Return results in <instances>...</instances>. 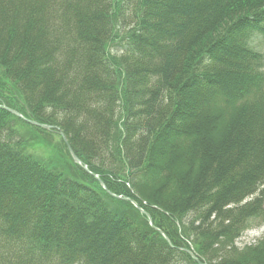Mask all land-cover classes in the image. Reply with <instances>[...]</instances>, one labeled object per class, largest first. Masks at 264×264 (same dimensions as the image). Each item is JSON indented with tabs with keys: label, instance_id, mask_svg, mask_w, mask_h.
I'll return each instance as SVG.
<instances>
[{
	"label": "trees",
	"instance_id": "1",
	"mask_svg": "<svg viewBox=\"0 0 264 264\" xmlns=\"http://www.w3.org/2000/svg\"><path fill=\"white\" fill-rule=\"evenodd\" d=\"M254 32L264 0H0V264H264Z\"/></svg>",
	"mask_w": 264,
	"mask_h": 264
},
{
	"label": "rangeland",
	"instance_id": "2",
	"mask_svg": "<svg viewBox=\"0 0 264 264\" xmlns=\"http://www.w3.org/2000/svg\"><path fill=\"white\" fill-rule=\"evenodd\" d=\"M248 42L255 49V51L263 54L264 56V36L262 34L259 35L258 32L251 33L248 37ZM117 51L118 48L113 45L112 53L115 54ZM262 69L264 70V68ZM26 136L28 137L27 150L29 154L34 155L36 159L40 160L49 167L61 170L63 173L65 172L68 175H72V173L69 172L71 161L57 137H40L30 132H28ZM263 239L264 224L259 220H254L250 223L248 229L244 232L241 238H238L235 242V246L239 250H244L245 248L249 249V247L258 245L263 241Z\"/></svg>",
	"mask_w": 264,
	"mask_h": 264
},
{
	"label": "water",
	"instance_id": "3",
	"mask_svg": "<svg viewBox=\"0 0 264 264\" xmlns=\"http://www.w3.org/2000/svg\"><path fill=\"white\" fill-rule=\"evenodd\" d=\"M9 111V113H12L13 115L19 117V118H22V116L16 112V111H13V110H9V109H6ZM32 125L34 126H37V127H40V128H43L45 130H51V127L49 126H45V125H40V124H37L35 122H30ZM65 140V139H64ZM66 142V140L64 141ZM67 144V147H68V150H69V153L74 161L75 164L81 166L86 172H88V169L86 168L85 165H83V163L78 159V157L76 156V154L74 153L73 149L71 148V146L66 142ZM95 179L99 180V178L96 176V175H93ZM100 181V180H99ZM101 185L103 188H105L104 184L100 181ZM121 199V198H119ZM134 205H136L134 202H132ZM141 211V210H140ZM142 212V211H141ZM143 213V212H142ZM149 218V222H150V225L153 227V222H152V219L150 216H148ZM160 234L169 242V239L165 236V234L161 231H159ZM189 253V255H191V257L198 263V264H206L205 262L201 261L198 259L197 257V254H195L193 251H187Z\"/></svg>",
	"mask_w": 264,
	"mask_h": 264
}]
</instances>
